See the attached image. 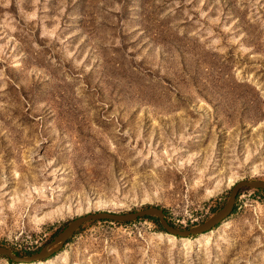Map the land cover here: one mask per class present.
Here are the masks:
<instances>
[{
    "label": "rangeland",
    "instance_id": "1",
    "mask_svg": "<svg viewBox=\"0 0 264 264\" xmlns=\"http://www.w3.org/2000/svg\"><path fill=\"white\" fill-rule=\"evenodd\" d=\"M264 178V0H0V244L72 217L163 209L190 227ZM210 230L88 220L0 264H264V192Z\"/></svg>",
    "mask_w": 264,
    "mask_h": 264
},
{
    "label": "water",
    "instance_id": "2",
    "mask_svg": "<svg viewBox=\"0 0 264 264\" xmlns=\"http://www.w3.org/2000/svg\"><path fill=\"white\" fill-rule=\"evenodd\" d=\"M242 188H259L264 190V178H240L236 180L230 186L228 195L223 203L205 219L190 227L179 228L172 225L164 217L163 209L156 205H146L139 209L129 211L95 210L72 217L51 239L30 253L18 254L13 252L8 246L0 244V254H4L8 259L15 262H32L44 259L59 250L69 236H71L82 223L88 220L131 221L138 217L155 216L163 230L172 235L187 236L190 234L202 233L210 230L232 212L236 196Z\"/></svg>",
    "mask_w": 264,
    "mask_h": 264
},
{
    "label": "trees",
    "instance_id": "3",
    "mask_svg": "<svg viewBox=\"0 0 264 264\" xmlns=\"http://www.w3.org/2000/svg\"><path fill=\"white\" fill-rule=\"evenodd\" d=\"M242 189H243V188H242ZM242 189H241V190H242ZM261 190L264 192L263 189H261ZM239 192H240V191H239ZM239 192H238V193H239ZM234 209H235V205H234V207H233V210H234ZM233 210H232V211H233ZM143 218H147V219L152 220L153 222H155V223L157 224V226H158L159 229H162V230H163V228L159 225V223H158V221H157V219H156L155 216H144ZM123 222H125V221H123ZM32 251H34V250L24 249V250H22L21 253L27 254V253H30V252H32ZM13 252L20 254V253L17 252V251H13Z\"/></svg>",
    "mask_w": 264,
    "mask_h": 264
}]
</instances>
